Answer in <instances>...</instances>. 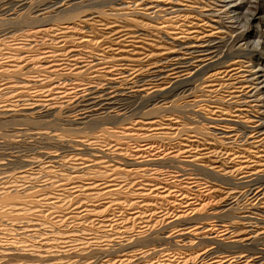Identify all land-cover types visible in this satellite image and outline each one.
I'll return each instance as SVG.
<instances>
[{
  "label": "rangeland",
  "instance_id": "374dc122",
  "mask_svg": "<svg viewBox=\"0 0 264 264\" xmlns=\"http://www.w3.org/2000/svg\"><path fill=\"white\" fill-rule=\"evenodd\" d=\"M0 264H264V0H0Z\"/></svg>",
  "mask_w": 264,
  "mask_h": 264
}]
</instances>
